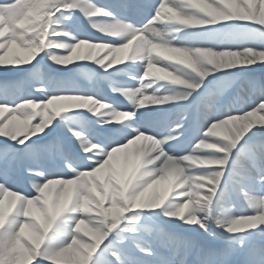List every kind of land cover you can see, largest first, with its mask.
<instances>
[{
	"label": "clouds",
	"instance_id": "clouds-1",
	"mask_svg": "<svg viewBox=\"0 0 264 264\" xmlns=\"http://www.w3.org/2000/svg\"><path fill=\"white\" fill-rule=\"evenodd\" d=\"M0 13L9 33L2 39L17 42V33L22 32L17 44L29 53L26 58H15L18 66L5 69L20 70L29 82L30 90L18 107L31 120L11 130L0 127V138L15 145L11 158L0 160V189L22 200L23 219L12 229L17 237L26 229L41 231L28 217V208L34 204L48 218V193L54 186L56 201L66 200L65 214L75 222L66 226L70 230L63 245L74 242L87 219L70 214L83 212L86 201L99 207V192L107 207L119 206L131 219L141 222L135 226L140 228L139 235L129 237L124 244L135 245L137 254L147 253L141 264H155L159 249L169 251L165 237L171 241L174 232L189 245L179 264H207L204 246L190 233L197 230L214 235L213 225L228 234L224 242L228 264L237 260L239 264H264V125L251 126L250 119L258 111L264 113V75L250 74L264 66V19L239 23L230 13L226 15L232 22L223 23L205 16L165 19L157 9L146 22H138L95 7L92 15L101 19L87 21L108 38V42H97L66 27L65 21L71 18L59 8L46 19L34 21L19 0L15 5L5 0ZM4 45L0 44V49ZM78 49H87L84 59L95 57L90 64L105 72L117 62L136 65L134 84L107 81L109 93L120 101L106 97L88 73L51 70L53 66L71 69L83 64L74 60ZM129 49L130 62H126L123 54ZM177 84L182 87H173ZM9 101L16 102L14 97L5 98V103ZM52 101L65 103L52 108ZM193 112L199 116L197 137L194 146L181 151ZM66 113L78 114L74 126L68 128L69 143L54 138L47 144L29 145ZM37 116L40 119L33 124ZM221 128L228 129L230 140L216 137ZM139 141L149 142L155 150L148 149L129 178L123 183L111 181L109 191L98 182L93 187L96 174L109 167L117 154L125 159L139 154L143 150ZM203 148L215 151H201ZM212 164L221 167H210ZM172 168L181 178L178 183L193 173L198 182L206 181L207 190L195 212L202 218L196 220L198 228L185 226L193 224L192 219L183 218V223L173 219L185 207L184 199L158 202L155 186ZM248 177L252 183L247 182ZM232 193L241 202L239 210H235ZM225 207L228 216L220 212ZM193 215L189 213V217ZM143 224L152 227L145 229ZM253 235L260 239L253 242ZM177 255L178 250L173 252ZM166 264L175 262L168 260Z\"/></svg>",
	"mask_w": 264,
	"mask_h": 264
},
{
	"label": "bare ground",
	"instance_id": "bare-ground-1",
	"mask_svg": "<svg viewBox=\"0 0 264 264\" xmlns=\"http://www.w3.org/2000/svg\"><path fill=\"white\" fill-rule=\"evenodd\" d=\"M128 1L129 0H127L125 4L129 5L130 3L128 4ZM134 1L136 3H140L142 7H136L135 10L131 13H121L118 15L122 18H129L138 22H145L147 16L150 13H154V9L157 3L160 2V0ZM161 1L168 4L163 5V7L160 9V14L165 19H189L205 16L215 17L218 21L222 23L232 22L229 20V17L226 15V13H230L232 17H238L239 19L236 22L245 24H251L255 20L264 19V0H251L248 2L240 0ZM4 2L5 0H0V3ZM8 2H11V0H8ZM19 3L25 6L27 16L31 17L34 21H38L46 19L52 12L56 11V9L59 8L58 5L60 4V0H19ZM94 3L98 4V2L96 1H94ZM169 5H172L173 8L169 7ZM105 8L115 13L118 12V10L114 8V6H107ZM174 8L176 10H174ZM177 10H179L180 12H178ZM193 14L195 15L193 16ZM84 24L86 26H89L92 32H83L82 26ZM65 25L66 27L70 28L75 34L81 36L82 38L88 37L93 40H96L97 42H108V38L101 36L100 33L92 29L88 21L79 12L76 13V15L73 19H71V21H65ZM6 28L7 25L3 19L2 14H0V43L5 45L9 43L2 39L3 37L9 34L6 31ZM21 35H23L22 32L17 33V42H19V37ZM3 51L4 49H0V54H3ZM129 51H131V49L126 50V52L123 54L126 62H130V57L128 56ZM86 52L87 49H78L77 54L74 56V60L76 62L83 63L81 65H89L102 72L103 76L100 78L99 82L101 83L102 89L107 92V95H105L104 93L103 94L111 100L120 101L121 98L118 96H114L117 99L109 97V95L111 94L109 93L107 88V81L111 79L122 84H134L132 80H134L133 74H136V65L133 64L132 66H130L117 62L113 66V68L105 72L103 69L99 68L98 65L96 66L94 64H90L93 62L95 57H93L91 60L84 59V55L86 54ZM6 55L7 59L5 60L3 65H0V67L18 66L15 58L18 56L21 58H26L28 57L29 53L19 46H14L9 53H6ZM75 66L77 65L72 66V68ZM51 70L60 73H68L71 71V69H58L55 66H53ZM140 71L142 72V69ZM254 72L256 73L254 76H258L260 73L264 72V66L259 67ZM90 75L95 81V75ZM7 76H11V78L7 80L8 84L12 87L20 86L23 94H25L27 90H30L29 82L23 78L24 73L20 70H15L11 68H0V80L3 79V81H6L5 78ZM209 79L211 80L213 78ZM95 84L97 86L96 81ZM173 87L179 88L182 87V85L177 84ZM0 97L7 96L0 95ZM179 102L180 101H174L173 103ZM64 103L65 102L63 101H58L54 105V107H61ZM7 113H0V124H9V121L12 120L13 115H7ZM66 114H64L62 120H57L54 123L53 127L48 129V131L43 136H37L32 141H29V145H33V142H36L37 145L47 144L48 141L54 138H60L65 142L69 143V138L71 134L68 132V128L74 126V119L66 117ZM70 114L78 115L77 113ZM195 118V112H193L188 125L187 133H190L194 128H196L197 131H195L196 133H194L193 139L191 141L189 140V138L188 140H184V144L181 146L182 148L180 149L181 151H183L184 149H190L191 146H194L195 137H197L199 128V125L196 123ZM39 119L40 117L37 116L32 121V123L35 124ZM250 119L252 121L251 126L264 125V113L262 112L258 111L253 116H251ZM22 120L23 117L17 120H13V122L9 124L8 130L23 127ZM66 120L67 123L65 122ZM244 123L247 124V122ZM216 137L230 140L231 133H229L228 129L226 128L217 129ZM147 143L150 144L149 142ZM138 144L143 146V150L139 154L133 155L128 159H125L122 154H117L114 158L111 159L109 167H106L104 170L96 174L95 181L93 182V187H95V182H98L102 187H104L106 191H109L111 188V181H117L120 183L125 182L131 175L133 168L137 166L140 161L143 160L146 152L148 151L145 141H139ZM14 148L15 145H12L10 142L6 143L5 138H0V160L10 159L12 156L11 149ZM201 151L212 152L215 151V148H203L201 149ZM209 166L213 168L221 167L220 164H212ZM253 175H255V173H253ZM248 178L252 183L251 177ZM180 179L181 178L177 174L175 168L170 169V171L167 173L166 178L159 181L158 184L155 186L159 193L158 202L160 204H164L170 202V200L173 199H184L186 201L185 206H188L187 209L183 211V213H181L180 210L179 217L173 219H177L179 223H183V218L193 219V216H195L196 220L202 219L199 215H195V212L197 208V202L202 199L203 192L207 190V187L204 186L206 185V181L198 182L196 180L195 173L186 174L184 183H178ZM188 180L190 181V184L188 183ZM185 189H187L186 193L184 192ZM96 195L102 201L99 207L94 205L91 201H86L84 204L83 212L74 211L70 214L71 216H81L82 218L87 217L84 223L80 225L79 230L75 235L74 242L72 244H62V241L66 238V232L70 230L66 226L74 225L75 222L73 220L68 219V216L65 214V208L67 203L66 200L61 199L59 202L56 201V192L54 186L53 190L48 193V218L45 217L44 211L34 204L29 206L28 208V217L30 219H34L39 224L40 229L44 231V235H42V237L38 240L36 239L38 231H35L33 229H26L20 236L28 234L30 238L35 242L39 250L47 249L50 247L51 244L55 249L54 251H60L61 246H63V248H67V252L55 258L57 264H75L77 259H80L82 255L85 257L87 264H116L114 256L117 255L120 259V264H141V261L143 259L148 258L146 252L137 254L136 251H134L135 245L133 247L125 245L126 251L130 253L132 257H123L121 251L115 245H124L125 243H127L129 237L139 235L140 230L135 227V225L133 224V220L129 217L128 213L125 212L124 209L120 208L119 206L107 207L105 197L100 195L99 192H97ZM140 199H143V197H141ZM137 203L139 204L140 201L138 200ZM234 203L237 205V208L235 210H239V206L241 204L240 200ZM21 205V198L19 196L13 195L8 191L0 189V253L7 264H21V262L19 261L21 251L19 253V259H17L18 256L15 257L16 248L18 244L14 239L16 237L15 232L12 231L18 220L23 219V217L21 216ZM217 208H219V205H217ZM137 210L140 209L138 208ZM220 212H222L224 216L229 215V212L226 207L220 208ZM189 213H194V215L189 217ZM124 224H128L134 227L125 229L123 228ZM185 226L198 228V225L195 223ZM245 228L246 230H251L250 226H245ZM5 230H8V232L6 233ZM213 231L215 232L214 235H204L202 234V231L197 230H193L190 233V235L195 238V242L197 244H202L204 246L207 255L210 252H215L219 254V250L220 253L223 252L226 249V245L224 242L229 239L227 233H224L222 229H215L214 225ZM237 235L240 234L238 233ZM173 237L174 238L171 241H168L166 236L165 240L168 243L170 249L169 251L172 253V255L173 252H175L176 250L179 251V255L173 256V259H170L174 260L175 264H179V261L183 258L189 245L188 241L178 237L175 232L173 233ZM175 238L176 240L174 241ZM258 239H260V236L258 235H253L251 237V240L253 242L257 241ZM173 241L174 243L171 244V242ZM93 249H95L96 251H93ZM160 250L162 251L163 249H159V251ZM103 254H107L111 258L110 261L104 260L102 258ZM218 261L219 258L217 256V258L213 259L211 262ZM166 262H164V264H166ZM159 263L163 264V261L155 262V264ZM236 264H239L238 260L236 261Z\"/></svg>",
	"mask_w": 264,
	"mask_h": 264
},
{
	"label": "snow or ice",
	"instance_id": "snow-or-ice-1",
	"mask_svg": "<svg viewBox=\"0 0 264 264\" xmlns=\"http://www.w3.org/2000/svg\"><path fill=\"white\" fill-rule=\"evenodd\" d=\"M7 3H8V5H15L17 3V0H11V2H8V0H7ZM4 4H5V2L0 3V6H2ZM161 5H163V3H161V0H160V3L154 9V15H155V12L157 11V9H161ZM128 6H130V5H128ZM58 7L60 9V12L63 13V15L67 18L73 19L74 16L76 15V13L79 12L86 20H100L101 19L100 17L92 15V13L95 10V7H100L96 3H94V0H60V4L58 5ZM61 9H63V10H61ZM103 10L106 12H110L106 8H103ZM0 14H3V13H0ZM0 44H2V43H0ZM14 46H18L15 39L10 40L7 45L3 46L4 51H3V54H0V65L4 64L5 60L7 59L6 53H9L13 49ZM0 68H5V67H0ZM5 98H7V97H0V113H3L5 111H9V112H12L14 114L12 117V120L9 121V124H11L13 122V120H17V119H20L21 117H23V120H22L23 126L26 125L31 120V117L25 115L23 113V110L19 109V107H18L19 103H23L24 98L16 96V97H14L16 102L9 101L7 103H5ZM57 102L58 101H52L50 103L49 107L55 108L54 105ZM43 118L45 120H47L46 116ZM9 124H0V127H2L4 130H8ZM36 131L39 133L42 131V129H36ZM217 163H224V162L218 161ZM187 207L188 206H185V208L181 209V213H183V211H185L187 209ZM191 222L196 223L195 216H193V219ZM67 251H68L67 248H63L60 251H52V252L45 251L44 255L45 256H51L54 259L58 256L63 255ZM93 251H96V250L93 249ZM113 253H116V252H113ZM228 255H229L228 251L224 250L223 252H221L219 254H217L215 252H210L208 254V257H209V260H213V259H216L218 256L219 264H226ZM114 257H115L116 264H120V259H119L118 255L114 256ZM34 264H49V260L37 258L34 261Z\"/></svg>",
	"mask_w": 264,
	"mask_h": 264
},
{
	"label": "rangeland",
	"instance_id": "rangeland-1",
	"mask_svg": "<svg viewBox=\"0 0 264 264\" xmlns=\"http://www.w3.org/2000/svg\"><path fill=\"white\" fill-rule=\"evenodd\" d=\"M153 15L154 14H152L151 16H153ZM6 85H7V83L0 81V87H5ZM133 222H136L137 224H141V222H137L136 220H133ZM146 229H148V228H146ZM42 235H44V231L41 229V231L37 232L36 239L39 240L42 237ZM14 239L18 244L17 248H16L15 257L18 256L17 259H19V253L21 251L22 258L20 256V259H19L21 264H23V263L34 264V261L37 258L47 259V260H49V264H57V261L55 258L53 259L51 256H45L44 255L45 251L52 252L55 250L53 248L52 244L47 249L39 250L37 248L35 242L30 238V236L28 234H25L24 236H18V237L16 236ZM123 247L125 248L124 245H123ZM60 249L62 250L63 246H61ZM0 264H7L4 260V258L2 257L1 253H0ZM75 264H87L85 257L82 255L80 257V259H77Z\"/></svg>",
	"mask_w": 264,
	"mask_h": 264
}]
</instances>
